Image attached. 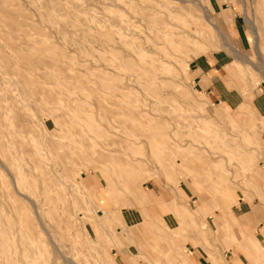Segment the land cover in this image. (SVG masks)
Masks as SVG:
<instances>
[{
	"label": "rangeland",
	"instance_id": "obj_1",
	"mask_svg": "<svg viewBox=\"0 0 264 264\" xmlns=\"http://www.w3.org/2000/svg\"><path fill=\"white\" fill-rule=\"evenodd\" d=\"M127 1L0 0V264H27L21 241L44 253L37 264H193L197 247L212 264L237 254L238 264H264V228L235 217L241 198L264 207V119L251 106L264 97V0L259 10L241 0ZM162 6L194 16L198 28L217 25L252 72L227 75L233 58L216 34L201 50L175 52L157 70L162 84L140 89L130 39L147 35L142 14ZM215 54L224 86L241 96L237 108L193 87L192 63ZM112 84L127 87L114 107ZM127 209L136 211L132 226L122 221Z\"/></svg>",
	"mask_w": 264,
	"mask_h": 264
},
{
	"label": "bare ground",
	"instance_id": "obj_2",
	"mask_svg": "<svg viewBox=\"0 0 264 264\" xmlns=\"http://www.w3.org/2000/svg\"><path fill=\"white\" fill-rule=\"evenodd\" d=\"M116 1H117V3L124 4V5L129 3V1H127V0H116ZM184 2H185V0H184ZM184 2L182 1V3H184ZM187 2H188V0H187ZM251 2L253 3L254 6H256L257 10L260 9L261 5H259V4L262 3V0H243V1L241 0V3L247 7L252 6ZM180 3H181V1H180ZM218 3H221L220 0H218ZM39 4L40 3H38V5ZM202 12H203V15H204V13H206L204 11H202ZM14 15H15V13H14ZM209 15L210 14H208V17H209ZM10 16H13V14H11ZM10 16H9L10 25L13 27H17L18 26L17 22H15L14 19L11 20ZM117 18H120V16H117ZM141 18H142V20L146 21L147 35L145 37L137 38V39H135L134 37H131L130 40L133 41V48H134L133 52L135 53L136 56H135V62H129V64L132 65L131 70L133 71V73H135V79H136L135 83L142 90H147V91L152 90L153 87H156V86L162 84L163 79L159 76L157 70L162 68L163 66H165V64L173 61L174 57H175V54H174L175 52H181L182 49H184L186 47H190V46L194 47V49H196V50H201L202 49L201 44H204V42H206L209 38L211 39L212 36H216V34H217V36L221 37L219 47H221L222 50H224L227 54H229L233 58V62H231L228 66H226L227 75L230 76V73L235 68L236 69L245 68V71L248 74H250V72H252V70L250 69L252 67V64L250 62L249 57H247L245 54H243V52L239 48L235 47L233 45V43L229 40V38L220 32L217 25L212 24L207 20H205V22H206L205 24L207 26L205 29L198 28L197 26H194V23H195L193 20L194 16L190 15V19L188 21H183L179 17L178 10L175 9L173 6H170V7H163L162 6L150 14L143 13ZM250 23L253 26H255L253 20H250ZM203 30H206V31H203ZM135 42H138L137 45L135 44ZM19 58L26 65L31 64V63H29L31 59H35V61L37 60V62H39V63L41 62V59L38 56L34 57V56L22 55V56H19ZM187 62H189V60ZM118 66H119L118 62L115 59V60H112L111 62L109 61L108 65H107V69H109L108 71L114 73V71L116 70V68ZM11 67H12L11 63H7L5 66V69L7 70ZM183 68L185 70H188V65L184 66ZM103 77H104V75H103L102 71H100L99 79L101 80ZM1 81H2V84H5V85L9 83V80L7 78L1 77ZM112 85L109 87V89L111 91V96L109 97V100L107 102L110 107H114L116 105L117 98L124 96L125 95L124 91L127 89V87H125L124 85H121V86H118V85L112 86ZM100 88H101L100 91H102V88H103L102 85H100ZM101 98H102V96L99 95V99H101ZM222 107L225 108V110L227 108L226 106H223V105H222ZM99 109L101 111L105 109L103 107V105L101 104V101H99ZM109 113H112V112L109 111ZM82 136L83 135H81V139H82ZM83 138H84L83 140L85 141V136ZM86 142H87V140L84 143H86ZM123 143L128 144L129 142L127 139H125V140H123ZM3 152H4V146L0 145V155H2ZM8 166H11V163H9ZM7 169L8 168H6L5 170H7ZM129 180H130V182L133 181L131 179V177L129 178ZM13 183H14V185H13ZM13 183H11V184L14 186V188H13V190H15L14 192H16L15 188H17V185H18L17 179L14 178ZM42 187L43 188L45 187L43 182H42ZM42 191H45V188ZM24 197H25V195H24ZM26 198H28V197H26ZM32 202L29 201L28 203H32ZM16 210H17V208H15L14 206L11 207V212L12 211L15 212ZM220 210H221V208L218 211L220 213L221 212L223 213V211L222 210L220 211ZM17 211H19V210H17ZM89 212H90V210H89ZM183 213L186 215L189 214V212L186 209H183ZM236 220H237L236 218L233 219L234 222ZM164 225H165V223H164ZM224 225H226V224H224ZM14 231H15L14 227L9 226L3 232L5 242H7L8 239H11L12 235H14ZM48 235H47V238L49 237ZM125 236H126L125 238L131 237V234L127 233ZM27 238L31 239V237H27ZM50 238H51V236L49 237V239ZM50 242H51V246L54 249H57V247L55 246V244L53 243V241L51 239H50ZM120 244L124 245V243L122 241L120 242ZM7 247H8V245H7ZM262 248L264 249V247H262ZM14 249L17 250V248H14ZM18 249L21 251L22 255L28 259L27 264H37L38 259H41L42 255H44V253L41 250H39L38 247L34 248L35 250H33V251L29 250V247L23 241L20 242V248L18 247ZM60 257H61V255H60ZM65 262H66V264H71L70 263L71 261L69 262V260L65 261Z\"/></svg>",
	"mask_w": 264,
	"mask_h": 264
},
{
	"label": "crops",
	"instance_id": "obj_3",
	"mask_svg": "<svg viewBox=\"0 0 264 264\" xmlns=\"http://www.w3.org/2000/svg\"><path fill=\"white\" fill-rule=\"evenodd\" d=\"M223 59L224 57L218 56L217 54L210 58L203 56L196 59L191 67L193 87L198 94L207 96L209 100L218 105H224L230 109L237 108L242 104L240 100L241 96L234 90H230L224 86L222 69L226 65L223 63ZM251 106L254 112L260 118L264 119V97L260 94L254 96ZM239 201L237 215L235 217L246 222L249 228L262 230L264 228V207L252 206L243 198ZM255 202L256 200L254 199L253 204ZM135 214L136 211L134 210H124L122 212L123 224L125 226H132L135 222ZM190 254L193 256V264H212L202 248H194ZM237 258L239 260V254H237ZM238 260L231 255L229 264H238Z\"/></svg>",
	"mask_w": 264,
	"mask_h": 264
}]
</instances>
